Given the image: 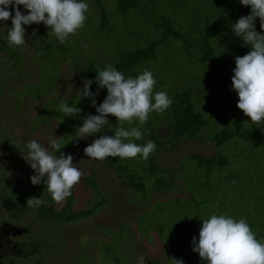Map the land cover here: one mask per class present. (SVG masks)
<instances>
[{
    "label": "trees",
    "instance_id": "1",
    "mask_svg": "<svg viewBox=\"0 0 264 264\" xmlns=\"http://www.w3.org/2000/svg\"><path fill=\"white\" fill-rule=\"evenodd\" d=\"M165 1L169 4L167 15L163 13L161 20L151 23L144 16L153 13L155 0H113L111 3L107 0H84L90 6L85 26L64 44H60L54 34H48L49 29L43 23L28 25L32 32L30 40L35 44L43 43L35 50V55L44 52L45 58H54L59 69L71 67L77 74L76 78L92 80L91 91L94 93L98 90L96 76L108 65L121 71L126 78H135L146 69L151 71L156 80L154 93L166 92L172 100L171 106L163 113H150L143 125L138 121L132 125L123 124L125 129L138 127L142 132L141 139L124 142L143 146L151 140L157 146L147 160L139 155L134 158L149 162L147 180L131 172L130 159L108 157L103 161L122 179L124 186L133 188L134 198L141 194L145 199L147 189L153 191L146 200L153 196L155 190L174 191L179 189L180 181L188 196L172 201L186 202L184 207L191 211L195 206L201 226L200 207L212 205L215 207L204 214V219L213 214L237 221L243 218L257 239L264 242V126L253 124L237 108L238 95L231 82L235 57L251 50L234 35L231 25L250 14V7L242 6L240 0ZM114 6L118 16L112 22L110 12ZM21 10L26 9L22 7ZM256 29L262 31L258 18ZM115 33L119 35L114 40ZM6 44L9 45L7 40ZM53 50H56L54 56L51 54ZM17 51L15 48L13 54ZM83 86L80 84L78 88ZM106 96L107 89H99L96 106L88 98L80 97L84 113L97 115L96 107ZM88 109L92 112L88 113ZM108 120L109 124L103 127L101 135L112 136L121 126L114 116L109 115ZM186 142H213L218 153L215 157L202 154L187 157L181 162L178 176L159 168L156 164L159 151H175ZM227 146H232L229 153L225 151ZM88 183L100 193L93 177ZM43 189L48 191L45 185ZM74 194L73 188L66 205L58 211L45 204L37 207L36 211L42 214L43 219L67 224L91 217L105 204L103 200L91 209L73 211ZM22 210L34 211L27 205ZM184 228L177 233L178 238L187 236L190 243L193 237L198 240V230ZM176 254L182 256L179 252L171 255ZM190 256H195V253H188L191 264L193 259ZM203 264L207 262L203 261Z\"/></svg>",
    "mask_w": 264,
    "mask_h": 264
},
{
    "label": "rangeland",
    "instance_id": "2",
    "mask_svg": "<svg viewBox=\"0 0 264 264\" xmlns=\"http://www.w3.org/2000/svg\"><path fill=\"white\" fill-rule=\"evenodd\" d=\"M112 1L107 0L108 3ZM168 5L165 0H155L151 10L153 13L144 18L151 23L158 22L163 13L167 15ZM8 10L14 16V10L11 7ZM23 12L28 14L27 10ZM117 16L114 6L110 20H117ZM137 19L139 21L140 17ZM10 27L11 18L7 22L0 21V217L3 219L1 223L7 222L24 231L20 233L23 247L17 249L20 256H7L0 263L142 264L140 258L144 257L143 264H172L170 259L174 257L182 259L183 264H190L188 253L192 252L195 256H190L193 259L191 264H203L199 254L192 250L193 245L188 242L187 236L178 238L177 235L182 227L200 231L201 226L195 206L191 211L184 207L186 202L172 201L188 196L180 181L179 189L174 191L155 190L153 196L146 200L153 191L147 189L145 199L141 194H136L134 198L133 188L124 186L122 179L104 161L88 158L84 148L101 134L81 138L78 133L87 116L80 105L83 93L78 88L85 79L76 78L77 74L71 67L59 69L54 58H45L44 52L35 55V50L43 43L35 44L30 40L32 32L28 25L24 26L27 43L10 48L6 44ZM116 35L119 34H114V40ZM15 48L19 51L13 54ZM55 52L53 50L51 54L54 56ZM101 60L104 61L103 58ZM61 102L82 111L77 117H65L59 110ZM50 139L60 143V152L73 156L74 167L83 173L80 182L74 186L73 211L91 209L105 200V204L91 217L62 224L41 218L42 214L36 210L34 216L24 215L22 207H26L27 199L33 196L40 198L42 205L54 207L55 211L66 205L67 198L57 204L51 194L44 191V183L33 185L27 181L35 173L23 158V155H27L26 143L36 140L59 157L60 152L50 147ZM231 148L227 146L225 151L229 153ZM217 153L213 142H186L175 151H159L156 164L162 170L178 176L181 162L187 157L193 154L215 157ZM129 163L132 165L131 172L147 180L149 162L133 158ZM91 177L99 186L100 193L88 183ZM33 186L36 187L35 194L32 192ZM213 207L201 206V218L204 219V214ZM176 252L182 256L171 255Z\"/></svg>",
    "mask_w": 264,
    "mask_h": 264
},
{
    "label": "clouds",
    "instance_id": "3",
    "mask_svg": "<svg viewBox=\"0 0 264 264\" xmlns=\"http://www.w3.org/2000/svg\"><path fill=\"white\" fill-rule=\"evenodd\" d=\"M242 6L250 7V14L240 17L231 25L236 37L241 38L250 51L235 57L234 74L231 78L232 89L238 95L237 108L250 122L264 126V0H240ZM23 6L28 14L20 10ZM9 7L14 10V16ZM90 6L84 0H0V21L7 22L11 18V27L7 33L10 46H24L25 25L43 23L48 34L55 35L60 44H64L70 36L84 28ZM259 19L260 29L257 31L256 21ZM36 29L33 30V35ZM30 38V37H29ZM95 83L97 92L91 91L92 80L85 79L81 89L83 97L96 106L99 89H107V96L96 107L97 115H88L78 128L79 136L89 137L103 133L102 129L109 124L108 116H114L121 125L114 135H101L84 148L88 158L103 161L108 157L133 159L138 155L144 160L156 151V144L149 140L143 146L125 140H139L142 132L138 127L125 129L123 124L132 125L138 121L145 124L152 112L163 113L172 104V100L164 91L154 93L156 80L149 70L135 78L125 75L108 65L101 70ZM154 101V102H153ZM59 110L65 117H77L81 109L61 102ZM27 155H23L26 163L34 170L31 177L33 185L42 182L47 187L52 199L60 204L72 195L83 173L73 165V156L60 152L61 145L56 139H50V147L60 152L59 157L53 155L48 147L36 140L25 145ZM42 204L40 198L30 197L27 206L37 208ZM198 240L192 238V250L199 254L201 261L207 264H264V242L257 239L245 219L235 220L225 215L213 214L202 219ZM143 264L144 257H141ZM172 264H183L182 259L171 258Z\"/></svg>",
    "mask_w": 264,
    "mask_h": 264
},
{
    "label": "flooded vegetation",
    "instance_id": "4",
    "mask_svg": "<svg viewBox=\"0 0 264 264\" xmlns=\"http://www.w3.org/2000/svg\"><path fill=\"white\" fill-rule=\"evenodd\" d=\"M23 177V175H22ZM27 181H31V179H28ZM36 189L35 186H33L32 192L34 193V190ZM35 194V193H34ZM35 197V196H33ZM41 206H43L41 204ZM32 210H36V208H31ZM23 211V210H22ZM55 211V210H54ZM24 215H32L34 216V211H23ZM39 213V212H38ZM21 214V213H20ZM23 215V214H22ZM0 217V223L3 221ZM23 229H18L16 227H13L12 224H9L7 222H3L0 224V262L7 256L12 257H19L18 255V247L22 248V244L20 243L22 239V235H20L21 232H23ZM27 232H29L27 230ZM30 235V233H28ZM1 264V263H0Z\"/></svg>",
    "mask_w": 264,
    "mask_h": 264
}]
</instances>
